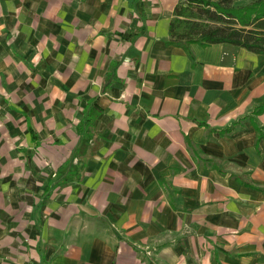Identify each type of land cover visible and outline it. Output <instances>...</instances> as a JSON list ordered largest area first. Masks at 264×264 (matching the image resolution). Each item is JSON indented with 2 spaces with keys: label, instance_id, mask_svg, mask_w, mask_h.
<instances>
[{
  "label": "crops",
  "instance_id": "obj_1",
  "mask_svg": "<svg viewBox=\"0 0 264 264\" xmlns=\"http://www.w3.org/2000/svg\"><path fill=\"white\" fill-rule=\"evenodd\" d=\"M178 2L0 0V264H264V54Z\"/></svg>",
  "mask_w": 264,
  "mask_h": 264
},
{
  "label": "trees",
  "instance_id": "obj_2",
  "mask_svg": "<svg viewBox=\"0 0 264 264\" xmlns=\"http://www.w3.org/2000/svg\"><path fill=\"white\" fill-rule=\"evenodd\" d=\"M170 23V42L189 49L230 43L264 54V0H179Z\"/></svg>",
  "mask_w": 264,
  "mask_h": 264
}]
</instances>
